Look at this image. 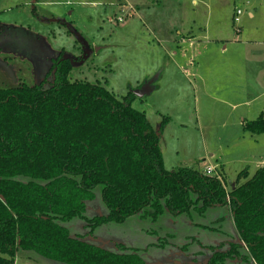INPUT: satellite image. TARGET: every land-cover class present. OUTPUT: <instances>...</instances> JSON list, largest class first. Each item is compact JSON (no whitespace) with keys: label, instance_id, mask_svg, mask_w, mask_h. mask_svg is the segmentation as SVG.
<instances>
[{"label":"rangeland","instance_id":"obj_1","mask_svg":"<svg viewBox=\"0 0 264 264\" xmlns=\"http://www.w3.org/2000/svg\"><path fill=\"white\" fill-rule=\"evenodd\" d=\"M192 1L0 0V89L41 82L61 52L71 63V81L99 82L118 98L149 83L151 92L135 98L131 106L143 111L158 132L164 167L200 171L203 165L224 163V186L229 191L245 166L253 169V152L257 159H264V133L253 136L241 126L242 119L264 114V96L249 91L252 101L242 104L239 95L246 86L232 66L238 65L242 72L245 60L238 53L220 56L221 43L199 49L181 45L178 52L187 49L186 59L201 56L191 66L182 63L176 68L169 65L168 55L156 40L172 38L176 23L193 26L196 15L197 24H205L209 16L223 36L240 40L229 22L235 6L242 11L241 39L253 40L249 51L264 56L262 45L257 44L264 38V0H197V5ZM248 10L254 14L252 19L247 18ZM255 56L262 63L263 57ZM52 80L51 74L47 82ZM233 83L238 85L233 87ZM164 117L168 118L165 122ZM211 153L213 158L208 156ZM100 190L95 187L93 199L85 203L83 217L88 220L108 213ZM89 225L80 218L64 224L71 237L110 252H122L121 245L137 249L144 264H209L211 248L228 251L232 243L227 241L234 236L228 210L223 208H210L202 216L193 210L172 216L163 209L155 221L134 215L121 224L109 222L94 229ZM235 258L238 261L223 264H253ZM14 264L61 263L19 250Z\"/></svg>","mask_w":264,"mask_h":264},{"label":"trees","instance_id":"obj_2","mask_svg":"<svg viewBox=\"0 0 264 264\" xmlns=\"http://www.w3.org/2000/svg\"><path fill=\"white\" fill-rule=\"evenodd\" d=\"M70 71L61 52L41 82L0 89V264H14L19 250L61 264H144L137 249L110 252L71 237L64 224L80 218L94 229L134 215L155 221L163 209L202 216L225 207L241 244L214 252L209 264L235 255L264 264V166L250 177L240 171L229 191L219 171V179L169 171L158 132L131 106L132 91L118 98L99 82L71 81ZM242 129L264 133V114ZM97 186L108 213L88 220L85 203Z\"/></svg>","mask_w":264,"mask_h":264},{"label":"crops","instance_id":"obj_3","mask_svg":"<svg viewBox=\"0 0 264 264\" xmlns=\"http://www.w3.org/2000/svg\"><path fill=\"white\" fill-rule=\"evenodd\" d=\"M192 2L194 5L198 4L197 0H193ZM203 3L206 5L205 2H203ZM86 7L91 8L92 5H87ZM235 9H238V8L233 6L231 9V12H230L231 15L229 17L230 24H232V17H233L232 15L234 14ZM246 15H247L248 19H252L254 17V14L251 10L246 11ZM198 21H200V19L197 18V15H196V17L194 16V18L192 20L193 26L183 27L182 24L177 26V23H176V25H175L176 27L173 26V32H174V36H176V38L173 36V34L171 35L172 38H168V37L157 38L156 41L159 44V47L169 57V61H170L169 65H174L176 68H179L182 63H186L189 66H191L192 63H195V60L197 61L200 59L201 55L199 56V54L196 57L194 56V59H190V58L186 59V57H188V56H185L187 49L186 50L183 49V51L178 52L181 49V45L188 46V48L196 45V46H198V49H199L205 45H211L214 43H221L222 45L220 47V52H219L220 56H225L228 52H229V54H233V53L237 54L238 53V55L243 60H245L246 65L244 68H242V72H240L239 69H241V68L238 65L232 66L234 68H237V69H235V76L238 77L241 74L242 77L244 78V79L240 78L241 81H243L244 85L246 86V87L241 89L242 95H239L240 99H242V101H243L242 104L247 105L252 101V100L248 99L249 96L247 94L249 93V91H258L260 93L259 95L264 96V86H263V84H260V82L264 83V56L259 55V54H255L258 57H263V61L261 63L259 61H255L256 56L253 54V52H250L251 50L249 51V45H251L255 42L253 40H251V41L247 40V38H244L242 40L240 29H239V32L237 33L240 37V40H235L233 38L234 35L231 36V38H229L230 35L227 36V38H226V36L222 35V32L220 31V29L216 27L215 20H211L209 16L207 17V21L205 22V24H197ZM157 35L158 36L162 35V33H160V30L157 31ZM262 36L264 37V35H262ZM162 44L165 46H161ZM257 44L262 45V47H263L262 52L264 54V38H262L261 42H258ZM168 45L171 46V48L169 50L167 47ZM204 52H206V49H204ZM198 63L199 62H197V64ZM259 63L262 64V67H257V65ZM256 84H257V86H256ZM235 85H238V83L237 84L233 83V87ZM224 91H225V89H223V92ZM262 107L264 108V105ZM261 113H262V111L258 114V116ZM245 121H251V120L242 119L241 126ZM255 142H257V140H255ZM208 156L210 158H213L214 154L211 153V154H208ZM250 157H251V159H253L252 160L253 162H251L253 169L251 171H249L247 169L248 166H245V168H244V169H247L248 177H250L252 175V174L250 175V173L252 171L254 172L258 167L264 166V159L263 160H261L260 158L257 159L254 152L251 154ZM224 166H225L224 163L206 164V165H203V168L200 170V172H203V170L206 167H213L221 173V175L224 179ZM223 209L228 210L229 219L231 220V223H233L232 216H231L229 209L227 207H225ZM233 232H234V236H233L232 240L227 241V242L229 244H230V242L232 244H233V242L237 243V244L238 243L241 244L239 237H238V233L234 227V224H233ZM222 245L223 244H221L220 246H222ZM211 249H213V252H221L220 249L219 250H217L215 248H211ZM232 260H237V259L235 258Z\"/></svg>","mask_w":264,"mask_h":264},{"label":"built area","instance_id":"obj_4","mask_svg":"<svg viewBox=\"0 0 264 264\" xmlns=\"http://www.w3.org/2000/svg\"><path fill=\"white\" fill-rule=\"evenodd\" d=\"M241 15H242V11L240 9L234 10V14L232 17V24H233V27H234L236 34L239 32V23H240V16ZM117 21L121 22L122 19L118 18ZM202 173L206 176L216 177L217 179L220 178L218 171L213 167H206Z\"/></svg>","mask_w":264,"mask_h":264},{"label":"water","instance_id":"obj_5","mask_svg":"<svg viewBox=\"0 0 264 264\" xmlns=\"http://www.w3.org/2000/svg\"><path fill=\"white\" fill-rule=\"evenodd\" d=\"M151 92V87L149 83L144 84L140 89L138 90H134L132 93L133 95L138 98L141 99L143 98L145 95H148Z\"/></svg>","mask_w":264,"mask_h":264}]
</instances>
